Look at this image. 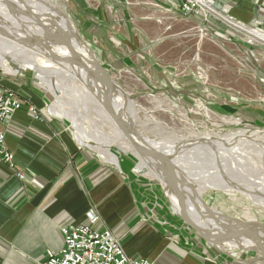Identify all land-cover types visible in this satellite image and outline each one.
Instances as JSON below:
<instances>
[{"label": "crops", "instance_id": "crops-1", "mask_svg": "<svg viewBox=\"0 0 264 264\" xmlns=\"http://www.w3.org/2000/svg\"><path fill=\"white\" fill-rule=\"evenodd\" d=\"M178 2L70 0L79 13L86 15L80 16V22L88 41L101 44L102 50L110 48L111 54L115 53L114 46L122 47L119 59L131 54V58L148 60L161 59L159 44L175 37L174 32L163 37L164 22L172 21ZM220 3L235 23L246 28L248 25L252 31L258 29L264 35V0ZM185 21L188 23H172L170 30L183 29L181 32L186 33L187 26L208 21L206 27L211 32L222 33L218 21L210 16L197 14ZM229 23L241 29V25ZM145 48H150L151 53L144 54ZM261 53L259 74L264 78V50ZM1 85L14 90L24 106L2 128L4 148L13 155L15 169L0 158V264H42L47 251L61 250V229L85 224L89 216L96 218L92 228L109 231L132 260L145 259L152 264H234L198 241L182 220L170 214L162 195L130 173L124 160L115 167L78 145L67 124L45 110L47 101L42 94L22 87L19 90L16 85ZM26 105L37 109L38 120L27 112ZM263 106L264 102L260 107ZM17 171L24 180L16 177ZM216 247L227 252L235 250Z\"/></svg>", "mask_w": 264, "mask_h": 264}, {"label": "rangeland", "instance_id": "rangeland-1", "mask_svg": "<svg viewBox=\"0 0 264 264\" xmlns=\"http://www.w3.org/2000/svg\"><path fill=\"white\" fill-rule=\"evenodd\" d=\"M52 1L55 6L50 3L51 0H42L48 14L58 18L56 8H59V11L68 17L67 26L75 31V36L80 37L82 42H79L95 56L112 82L125 93L130 102L132 101L135 106L136 121L130 127L141 139L144 137L167 143L177 141L176 144L179 146L182 141L180 138H190L197 134H208L213 138H218L244 131L247 136L254 132L264 136V106L260 107L264 102V78L259 74V57L264 50L263 42L251 39L250 34L236 29L221 19L215 20L220 24V31H222L217 35L206 27L208 21H203L201 25L187 26L186 33L181 32L183 29L170 30L171 24L174 22L188 23V21L178 20L174 10L172 21L164 22V27L166 26L164 31L166 32L163 37L172 36V32L175 37L168 38L159 44L158 49L163 53L161 59L157 57L151 60L141 59V57L140 59L131 58V54L128 55L129 57L119 59L118 57L122 55V47L112 45L115 53L111 54L110 48L102 50L101 44L86 39L87 36L84 35L83 29L85 26L80 22V16L86 17V15L83 12L79 13L75 9L76 7L70 4V0ZM55 20L56 25L59 26V20ZM159 22L161 24V21ZM245 26L251 28L248 25ZM256 30L259 32L258 29ZM144 50L146 55L151 53L150 48ZM152 55L155 57L154 54ZM9 67L16 68L11 61ZM171 71H173L172 76L170 75ZM53 81L55 82V79ZM1 83L12 87L16 85L19 90L22 87L31 92L42 94L47 101L45 110L48 112L51 104L55 101L51 95L37 85L34 73L30 69L21 71L15 76L4 74L0 70ZM185 87L186 89H184ZM65 91L67 95L61 99L60 106L69 112L72 118L75 117L74 119L81 128L83 125L82 130L85 129L86 132L93 134L95 132L111 133V127L107 126L104 121L102 122L101 114L99 115L93 106L85 104L86 102L77 87L68 86V90L66 88ZM75 97H79V99H75ZM78 111L80 112L78 113ZM60 119L74 134L71 121L63 117ZM206 139L205 137L202 140L206 141ZM110 150L116 154L119 165L124 160L123 162L127 163L130 173L147 181L157 194L160 193L166 201L170 214L172 213L173 217L181 220L177 215L180 213V209H177V204L171 193L166 192L169 197L168 201L165 198L163 186L158 180L144 175V171L138 172L136 170L137 161L130 154H124L114 147ZM254 150L251 148L246 150L245 147V151L242 154L240 152L239 158L238 156L231 157L223 151L221 155L224 153L223 160L226 159L228 163H233L229 169L231 179L234 178L249 186H255L258 183L257 186L264 190V151ZM204 159L201 158L200 162L197 161L199 167L191 168L190 172L196 174L198 170H205L207 167L204 165L206 159L204 162L202 161ZM178 166L176 171L186 174V170ZM193 177L192 175L186 176L187 179L183 177V181L186 182L188 188L192 189L191 191L196 192L197 189L198 191L200 189L203 192L199 200L207 210L216 216L224 217L226 223L229 222V226L232 228L238 226V223L252 228L253 234L261 237L260 240L263 241L264 247V206L236 192L218 191L211 188L202 189L201 187H204L203 181H200L202 179ZM185 209L189 215V208L186 205ZM259 224L261 225L259 226ZM255 227L263 228V232L256 230ZM187 228L198 241L210 247L215 254L233 260L234 264H264L260 254L254 251L257 248L247 239H237L229 245L221 246L227 250L246 251H221L215 244L203 240L192 228L189 226ZM250 250L251 252H248Z\"/></svg>", "mask_w": 264, "mask_h": 264}, {"label": "bare ground", "instance_id": "bare-ground-1", "mask_svg": "<svg viewBox=\"0 0 264 264\" xmlns=\"http://www.w3.org/2000/svg\"><path fill=\"white\" fill-rule=\"evenodd\" d=\"M50 3L55 6L54 1L51 0ZM47 11L42 4V0H0V70L4 74L15 76L21 71L24 72L26 69H30L34 73L37 85L55 100L49 108V113L54 117H63L71 121L74 138L78 145L95 152L103 161L119 167L116 154L110 150L114 147V149L124 154H130L137 161L136 170L138 172L144 171V175L159 180L158 174L146 164L147 161L141 159L131 144L107 118L104 102L107 95L106 84L96 73L93 66V57L90 52L79 42L77 36L74 34L75 31L67 26L68 17H65L59 11V8H56L58 18H54ZM55 19L59 20V26L56 25ZM239 28L250 34L251 39L264 43V35L260 32L249 30L242 25ZM10 61L16 68L9 67ZM76 61L83 63L88 71L76 66ZM53 79H55V82ZM68 86L77 87L83 96L84 102H86L85 104L93 106L95 111L99 115L101 114V118H103L102 122L104 121L107 126L111 127L110 134L100 132L93 134L86 132L85 129L82 130L84 128L83 125H81V128L74 119L75 117L72 118L69 112L61 108V99L67 95L65 89L67 88L68 90ZM76 98L79 99V97ZM113 103L118 115L125 116L130 126L135 124L136 111L132 101L130 102L129 99L117 93L113 99ZM205 137L207 139L203 141L202 139ZM136 138L146 149L151 151L150 153H152L154 159L149 158V160L154 161L156 159L161 164L164 170L163 178L165 182L170 184L172 188L174 187L176 193L181 197L183 208H185V205L189 208V215L185 214L186 220L199 229V233L204 239L210 243H214L216 246L229 245L237 239H247L254 244L257 248L254 251L259 253L260 257L264 260V247L263 241L260 240L261 237L254 235L253 230L236 236L234 231L241 227H247L241 223L233 227V231L222 232L214 229L213 227L215 226L212 225V221L221 226H231H229V222L226 223L224 217L216 216L200 203L199 198L203 193L200 189L199 191L197 189V193L193 192L191 191L192 189L188 188V185L186 186V182L184 183L183 181V177L186 178V176L199 177L202 179L200 181H203L204 187H201L202 189L211 188L218 191L236 192L264 206V190L257 186L258 183L255 186H249L234 178L231 179V175L229 177V169L233 163L230 164L226 159L223 160L224 153L221 155L223 151L231 157L234 156L235 158V156H238L239 158L240 152L242 154L245 151V147L246 150L247 148H251L263 152L264 136L261 133L254 132L250 136H247L244 131H238L218 138H213V136L208 134H197L190 138H180L182 141L179 143V146L176 144L177 141L167 143L144 137L141 139L138 135H136ZM158 153L165 156L166 159ZM201 158L206 159V161L205 159L202 161H205L206 164L204 165L207 168L205 170L200 168L201 171L198 170L197 175L191 173V168L198 166L197 161L200 162ZM177 165L185 169L186 174L178 173L176 171ZM251 169L254 170V168ZM177 209H180L178 205ZM198 209L207 211L211 220H206L203 215L195 214V211Z\"/></svg>", "mask_w": 264, "mask_h": 264}, {"label": "built area", "instance_id": "built-area-1", "mask_svg": "<svg viewBox=\"0 0 264 264\" xmlns=\"http://www.w3.org/2000/svg\"><path fill=\"white\" fill-rule=\"evenodd\" d=\"M220 1L179 0L174 10L177 18L183 21L192 15L200 14L204 17L210 16L215 20L225 21L227 19L228 21L225 22L228 24L231 22L241 25L227 16ZM23 106L24 104L15 91L0 84V158L12 170L15 169L14 157L4 148L2 128L5 122ZM26 110L33 119H39V112L33 105H26ZM16 177L24 180L21 172L17 171ZM95 221L96 218L89 216L85 224L62 228L63 246L61 250L58 253L47 251L42 264H152L145 259L132 260L127 257L119 241L109 231H95L92 228Z\"/></svg>", "mask_w": 264, "mask_h": 264}, {"label": "water", "instance_id": "water-1", "mask_svg": "<svg viewBox=\"0 0 264 264\" xmlns=\"http://www.w3.org/2000/svg\"><path fill=\"white\" fill-rule=\"evenodd\" d=\"M77 39L80 42H82L78 35H77ZM90 54L93 57V66L95 67L96 73L100 76V78L106 84V87H107V95H106V97L104 99V102H105V105H106L107 118L120 131V133L125 137V139L131 144V146L136 151V153L141 157V159H143L144 161H147L146 164H148L149 167L152 168L158 174V177H159L158 181L163 186V192L165 194V198L169 201V197L167 196L166 192L167 191L170 192L171 196L173 197V199L175 201V203L180 207V213L177 214V215L180 217V219L183 221V223H185L187 226L192 228L194 231H196L199 234V236H201V234L199 233V229L197 227L193 226L192 224H190L186 220L185 214L187 213V210L185 208H183V200L176 193V191L174 190V187L172 188L170 186V184H167V182H165V180L163 178L164 177L163 176V171L164 170H163V167L161 166V164L159 162H157L156 159L154 161L149 160V158H153L152 153H150L151 151L146 149L139 142L138 138H136L137 134L135 133L133 128L130 127V125L128 124L127 120L125 119V116H123V115L120 116L116 112V110L114 108V105H113L114 104L113 103V99H114V97H115V95L117 93H119L120 95H122L124 98L127 99L125 93L112 82L111 78L109 77L107 72L103 69V67L99 64V62L97 61L95 56L92 53H90ZM75 64H76V66L88 71L87 67L83 63H81L80 61H76ZM159 155L161 157H163L164 159H166V157L162 156V154H159ZM100 160H102V159L100 158ZM195 212H196L195 214H197V215H203L206 220H209V221L211 220V218L208 215L207 211H204L203 209H198ZM212 222H213L212 225L215 226L213 228L214 229H218V230H220L222 232H228V231H233L234 230L232 227H225V226L219 225L218 223H216L214 221H212ZM260 225L261 224H259V226ZM255 228H257L256 230H259V231L263 232V228H261V227H255ZM250 230H253V229L249 228V227H241V228H239L238 230H236L234 232H235V235L237 236V235H241L243 233H246V232H248ZM201 238H203V237L201 236ZM203 240H205L207 243H210L208 240H206L204 238H203ZM211 244H214V243H211Z\"/></svg>", "mask_w": 264, "mask_h": 264}]
</instances>
